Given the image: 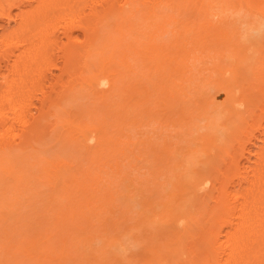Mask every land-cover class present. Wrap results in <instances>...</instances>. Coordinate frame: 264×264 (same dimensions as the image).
<instances>
[{
  "label": "bare ground",
  "instance_id": "bare-ground-1",
  "mask_svg": "<svg viewBox=\"0 0 264 264\" xmlns=\"http://www.w3.org/2000/svg\"><path fill=\"white\" fill-rule=\"evenodd\" d=\"M15 15L0 33V264L109 263L76 245L92 240L86 233L96 225L112 255L120 233L138 224L127 222L130 203H118L112 176L124 179L135 160L157 178L170 156L191 153L171 143L214 103L211 89L214 98L224 91L229 128L203 138L194 186L175 182L172 166L175 184L201 196L188 219L181 207L184 220L170 212L179 230L164 239L171 224L162 221L167 234L154 246L165 249L161 264H264V33L249 38L264 31V0H0V19ZM232 55L236 64L227 65ZM251 137L261 141L254 158L245 156ZM177 158L187 171L191 160ZM148 178L131 182L147 193L137 197L143 205L156 191Z\"/></svg>",
  "mask_w": 264,
  "mask_h": 264
},
{
  "label": "rangeland",
  "instance_id": "rangeland-1",
  "mask_svg": "<svg viewBox=\"0 0 264 264\" xmlns=\"http://www.w3.org/2000/svg\"><path fill=\"white\" fill-rule=\"evenodd\" d=\"M33 5H35V3L33 4ZM28 8H30L29 6H25V7H23V9H28ZM13 10V13H16V12H18V9L17 8H13L12 9ZM19 19V16L17 15H15V16H13V18L12 19H10V20H7V19H5V18H3V19H0V33L3 31V29L4 28H6V27H8V28H12L14 25H15V21H17ZM245 26H243V28H244ZM245 30V28L242 30V25H241V31H244ZM249 31H251V30H249ZM252 32V31H251ZM258 32V33H257ZM260 32L261 33H259V31H256V30H254L253 31V33H250V32H248V33H250L249 34V38L250 39H252L253 41H256V39L258 40L259 39V35L260 34H262V33H264V31H262V30H260ZM258 34V37H256V35ZM170 34V33H169ZM169 34H167V35H169ZM252 34H255V37L256 38H254L253 39V37H254V35L252 36ZM166 35V36H167ZM252 36V37H251ZM246 43H248V41L246 42ZM259 43V42H258ZM258 45V44H257ZM256 45V46H257ZM234 55H232V58H231V56H227L228 57V59H227V57L225 58V63H228L229 62V64H227V65H233V63H234V61H235V59L236 58H234L233 57ZM229 57H230V60H229ZM236 57V56H235ZM226 59L228 60V61H226ZM232 60V61H231ZM230 62H231V64H230ZM234 64H236V61H235V63ZM58 70H55V72H57ZM210 94L212 95V99H214V103L213 104H211L210 106H209V108H208V110H207V112H205V113H199V114H197V117H195V119H193V121H191L190 123H191V125H190V132L189 133H187V134H183V135H181L182 136V138L183 139H185V140H183L182 138H181V141L178 143V144H175L174 143V140H172V143H171V147H175L176 145H181V146H178V149L181 147V148H183L186 144H189L190 145V147L188 146H186V147H184V148H187V150H188V148H191L190 150H191V153H189L188 154V151H187V156L185 155V154H183V156H179V154L181 155V153L182 152H178V153H176V154H178V155H172L173 157H171L170 155V159H171V161L173 160L174 161V158H176L177 156L178 157H181V159L180 158H177V159H175V161L176 160H178V159H180V160H182V164H189L190 162V160H191V162L192 163H190L189 164V168H187V171H185V172H187V173H185L184 172V170H185V168H186V166H185V168L183 167V170H181L179 167L177 168L176 166H175V164H176V162H173L172 161V163H171V161L170 162H168V164L166 165V169L164 168V169H160L161 170V174L160 175H158V176H161V177H159L158 178V176H157V178L154 176V172H153V175H152V173L150 174L148 171H147V167H145V166H142V162H139L138 164H136L135 165V160L133 161V162H131L130 164H129V167L127 168V169H125V171H126V175H125V177H124V179H118V177H119V175L118 174H115L114 176H112L113 177V180H114V182H116V181H118L119 182V185L116 187V188H113L114 189V191H116V193H115V195H117V196H120L119 197V199L117 198V201H118V203H119V201L121 202V201H125V202H129L130 204V206H129V208L126 210V214H128L126 217H128L129 215H130V217L128 218V221L127 222H130V224H133V225H135L136 224V222L138 223V224H136V227H134V229L132 230H128V231H122L121 233H120V236L118 237L119 239L118 240H116L117 242V244H112V245H110L111 246V251H113L112 253V255L109 253V255L107 254V253H105V251H106V249L108 248V245H107V237H108V234L107 233H105V232H103V231H101V230H99V229H97V226L95 225L94 227H93V229L91 230V231H89L88 233H86V236H88V235H91L92 233L94 234H92L93 235V239L92 240H84L82 243L80 242L79 244H77L76 246H79V247H77L78 248V250H77V252H88V254L90 255V253L89 252H93V253H95V254H99V256H101V254L102 255H104L106 258H104V261H108V259L109 260H111V258H112V260L108 263V262H106V264L108 263V264H110V263H113V264H161V262H163L164 260H165V249L163 248V245L162 244H160L159 242L161 241L162 242V240H163V237H164V239H167V238H170V236L172 237L173 236V234H175L176 233V231L177 230H179L178 229V227L174 224L175 222H176V224L177 223H179L180 224V222L182 221H180V219H176V217H179V218H181V219H183L184 220V215H186V218L188 217H190L191 216V214H192V212H194V210L192 211V210H189V209H191L190 207H192L193 205L195 206V204H197V206L196 207H192V209L194 208H198V203H195V198H197L198 196H199V199H200V196L201 195H197L195 198H193L194 200H192V197H194V193H192V191H191V189L190 188H188V189H186L187 187L185 186H183L185 189L183 190V187H180V185H182V184H186L188 187H192V186H194V181H195V176H193V175H196L197 176V174H199V170H201L202 171V169H199V168H202V165H203V161H202V165H199V163L198 162H200L201 160H205V150H203V149H205L204 148V143H207V140H208V137H211L210 136V134L213 136V135H220V134H223L222 132H225V130H227V128H229V121H228V117L230 116V115H227V114H230V111H232V110H230V109H228L227 110V112L225 113L224 111H225V108L224 107H227L228 106V104L225 102L226 101V99L224 98V91H222L220 94H217V96L214 98V90L213 89H211L210 90ZM224 109V110H223ZM227 109V108H226ZM225 114H226V116H228L227 118V120L225 119ZM232 116V115H231ZM235 120V117H233L232 118V120ZM228 121V122H227ZM238 121V120H237ZM227 122V123H226ZM189 123V124H190ZM226 123V124H225ZM228 125V127H226L225 125ZM189 126V125H188ZM223 126H225V127H223ZM179 131H180V129H178ZM189 130V129H188ZM176 131H177V128H174V130H172V133L173 134H175L176 133ZM142 133H144V131H141V134ZM152 133L153 132H151V133H149V135H152ZM154 134V133H153ZM209 135V136H208ZM254 135L255 136H258L259 135V133H258V131H255L254 132ZM208 136V137H207ZM217 136V137H218ZM221 136V135H220ZM203 138H207V140L205 139V140H203ZM214 138V137H213ZM216 138V137H215ZM219 138V137H218ZM173 139H175V141L176 140H178L179 139V136L178 135H176L175 134V137L173 138ZM205 141V142H204ZM239 141L240 140H238V141H233V145L232 146H230L229 148H230V151L233 149V148H235L234 149V151L237 149V147H238V145H239ZM202 142V143H201ZM204 142V143H203ZM184 144V145H183ZM259 144H261V141H259V138H254V137H251L250 138V140L249 141H246L245 142V148H246V152H245V156L246 155H249V151H251L252 153H251V158H254V155L256 154V152H257V149H258V145ZM180 148V149H181ZM183 148V150H186V149H184ZM182 150V151H183ZM247 150H249V151H247ZM184 152V151H183ZM190 152V151H189ZM192 154V156H190ZM186 156V157H185ZM188 156H190V157H188ZM245 156H243V157H241V159H240V161H241V163L242 164H246L247 163V160L245 159ZM182 157H185V158H182ZM187 158V160L185 161L184 159H186ZM191 158V159H190ZM189 160V161H188ZM193 160V161H192ZM188 161V162H187ZM196 161H198L197 163H193V162H196ZM173 163H175V164H173ZM134 164V165H133ZM197 165H199V166H197ZM172 166L173 167H175L174 169L172 168ZM192 167V169H191V167ZM197 166V167H196ZM199 167V168H198ZM198 168V169H197ZM175 170L174 172H173V170ZM179 169H180V171H179ZM196 169H197V171H198V173L196 172ZM152 170V169H151ZM160 170H158V171H160ZM163 170V171H162ZM164 170H166V171H164ZM167 170H169L168 172H167ZM188 170H190L189 172L190 173H188ZM194 170H195V172H196V174L195 173H193L194 172ZM153 171H154V169H153ZM184 172V177H186L185 178V180H184V177H182V175L180 174H178V172ZM163 172V173H162ZM167 172V173H166ZM171 173L172 172V177L170 176L171 174H168V173ZM166 173V174H165ZM173 173L174 174H176L175 176H177V178H180L181 179V181L179 180V179H177L174 175H173ZM190 174V175H189ZM138 175H142V177H145V176H148V177H150V178H148L149 179V183H148V185H150V186H155L156 185V191L158 190L159 192V194L155 191V192H153V199H151L152 197H151V195L149 196V197H151L149 200H151V201H154V202H151V201H147V202H144V205H143V203H142V201L146 198V195H147V193L144 191V193H139V194H137V191L135 190V188H137V187H135V184H131V182H136L135 181V176L137 177ZM150 175H152V176H150ZM190 177V178H192V177H194V178H192L193 179V181H192V179H190L188 176ZM182 178H181V177ZM152 177V178H151ZM156 178V180H155V178ZM132 178V179H131ZM174 178H176V181L175 182H180V183H178V184H175V182H174ZM151 179H153L152 180V183L150 182L151 181ZM159 179V180H158ZM170 179L171 180H173V181H171L170 182ZM186 179H187V181H186ZM188 179H189V181H188ZM156 181V184L154 183V185H153V182H155ZM185 181V183H184V181ZM159 181H161V183L159 182ZM165 181V182H164ZM159 182V185L157 184ZM191 182H192V184H191ZM190 183V184H189ZM172 186H171V185ZM180 184V185H179ZM131 185L132 186H134V187H131ZM158 185V186H157ZM162 185V186H161ZM165 185H167V186H165ZM174 185L176 186V187H180V189L182 190L181 192L182 193H180V194H178V192H180V189L179 188H176V187H174ZM192 185V186H191ZM162 187V189H163V186H165L164 187V190H160L161 188H159V187ZM159 189H158V188ZM172 187L175 189V193H176V195H177V197L179 198L178 199V201L179 200H181V202H178V201H176L177 200V197L175 196L174 197V195H173V199H174V201L173 200H171L172 198H171V196H172V192L173 191H171V190H173L172 189ZM171 188V189H170ZM130 189V190H129ZM132 189H134L135 190V192H134V190H133V192H134V194H133V192L131 191ZM169 190V192H171V193H169V194H167L168 191ZM177 190H179L178 192H177ZM189 190V191H188ZM129 191V192H128ZM183 191H184V193H183ZM187 191V192H186ZM161 192H163V194H167V195H165V197H163L164 195L161 193ZM166 192V193H165ZM190 192V193H189ZM138 195H136V194ZM157 193V194H156ZM119 194V195H118ZM132 194V195H131ZM162 195V197L163 198H160L161 197V195ZM185 195V197H184V195ZM186 194H187V196H186ZM188 194H189V196H188ZM190 194H191V196H190ZM133 195H136V196H133ZM142 195V196H141ZM158 195V196H157ZM168 195L170 196V200H169V203H168V199H167V205H165V202H166V199L165 198H169L168 197ZM144 197L145 196V198H143L142 199V201H140V199L141 198H137V197ZM160 196V197H159ZM181 198H180V197ZM148 197V196H147ZM154 197H158V198H160V199H158V200H156V199H154ZM191 197V198H190ZM176 198V199H175ZM184 198V199H183ZM189 198V199H188ZM165 200V202L163 201V200ZM187 199V200H186ZM192 200V202H191V200ZM160 200V202H162L163 203V206H165V207H162V203H160V202H158ZM183 200V201H182ZM184 200H186V201H184ZM173 201V202H172ZM193 201H194V203H193ZM141 202V203H140ZM184 202H185V204H187V205H185L184 204ZM197 202V201H196ZM153 203V204H152ZM157 203H159V204H157ZM170 203H172V205L170 204ZM181 203H182V205H181ZM191 203H192V205H191ZM146 204H151L149 207L148 206H146ZM157 206H156V205ZM178 204H180V205H178ZM153 205H154V207L156 208L155 209V211H154V214H156L158 217H160V218H162L161 220H159V218L157 219V218H155V216L156 215H154L153 214V210H154V208H153ZM159 205H161V206H159ZM168 205H170V206H168ZM176 205V206H175ZM189 205V206H188ZM120 206H121V204H120ZM144 206V207H143ZM146 206V207H145ZM167 206H168V208L171 210V211H169L168 212V208H167ZM172 206H174V207H172ZM131 207V208H130ZM159 207V208H158ZM171 207V208H170ZM181 207V209H182V212L184 213L183 214V216H182V212H181V210H179V209H177V208H180ZM145 208H146V210H145ZM150 208V209H149ZM164 209V211H163V209ZM176 208V209H175ZM184 208L186 209V211L184 210ZM168 209V210H167ZM150 212V210H151V213L150 214H152V215H150L149 214V212ZM174 210V211H173ZM176 210H177V212H178V210H179V212H178V214H177V212H176ZM190 212H189V211ZM144 211V212H143ZM158 213H157V212ZM185 211V212H184ZM164 212V213H163ZM170 212H172L171 214L173 215V216H176V217H171L172 215L170 214ZM181 212V213H180ZM187 212H189V214H188V216H187ZM146 213H148V214H146ZM162 213H163V215H162ZM165 213L167 214V213H169V216H167V215H165ZM175 213H176V215H175ZM179 213H180V215H179ZM125 214V215H126ZM146 216H145V215ZM145 216V217H139V216ZM148 215H150V216H148ZM171 215V216H170ZM165 216V217H164ZM167 216V217H166ZM141 218V219H139V218ZM148 217V218H147ZM151 217H153V218H151ZM183 217V218H182ZM131 218V219H130ZM151 218V220H153V221H155V222H152V221H150L149 219ZM154 218H155V220H154ZM163 218H166V219H164L163 220ZM168 218H170V220L168 221V223H170L172 220V218L174 219V221L175 222H173V224H171V225H169L168 223H167V220H168ZM185 218V219H186ZM187 218V219H188ZM144 219L145 220H147L148 219V221L147 222H145L144 221ZM176 219V220H175ZM135 220H137V221H135ZM139 220V221H138ZM140 220H142V221H140ZM177 220H179V221H177ZM135 221V222H134ZM162 221H163V223H166V225L168 224V226H170V227H168V232H167V227L166 226H163L162 225ZM165 221V222H164ZM145 222V223H144ZM157 222L159 223V224H161L160 226H161V228H162V226H163V228L162 229H166V230H164L165 232H163V230H162V232H160L161 230H160V226L157 228V225H159V224H157ZM161 222V223H160ZM143 224V226H142V224ZM147 223V224H146ZM150 223H152V224H154V225H151ZM129 224V223H128ZM150 226H152L151 227V229H150V227H149V225ZM157 224V225H156ZM138 225V226H137ZM141 225V226H140ZM165 225V224H164ZM178 225V224H177ZM181 225V224H180ZM175 226V227H174ZM140 227H142V228H140ZM144 227V228H143ZM147 227V228H146ZM148 227H149V230H148ZM155 227L159 230V231H157L156 229H155ZM174 227V228H173ZM181 226H179V228H180ZM99 228V227H98ZM139 228V229H138ZM153 228V229H152ZM138 229V230H137ZM175 229V230H174ZM139 230H141L140 232H139ZM146 230V231H145ZM150 230L152 231L151 232V234H149L150 233ZM174 230V231H173ZM94 231V232H93ZM154 231L156 232V233H154ZM171 231H173V232H171ZM49 233L51 232V230L50 231H48ZM129 232V233H128ZM133 234H132V233ZM147 232H149L148 233V236H147ZM157 232H159L158 233V237H159V235L160 236H162L163 235V233L165 234L166 232L167 233H169V234H167V236L166 235H163V237H159V239H158V237H156L157 236ZM128 233V234H127ZM131 233V234H130ZM144 233V234H143ZM171 233H173L172 235H170ZM11 234H13V232H11ZM14 234L16 235V232H14ZM11 235L10 237H12V236H14V237H12V238H10V239H12V240H17V238H19V237H15V235ZM88 234V235H87ZM141 235H143V236H141ZM150 235V236H149ZM153 235H154V237H153ZM156 235V236H155ZM170 235V236H169ZM20 236V235H19ZM84 235H82V237H83ZM145 236V237H144ZM152 236V237H151ZM169 236V237H168ZM89 237V236H88ZM140 237H142V238H140ZM144 237V238H143ZM147 238H149L148 240H150V241H152L151 243H154V240H155V242L157 241V240H159V244L160 245H156V246H154L155 245V243L153 244V246L151 245V243H150V241L148 242L147 241ZM156 238V239H155ZM143 239H145V241L146 242H148V243H145V241L143 240ZM161 239V240H160ZM120 240V241H119ZM86 241H89L88 243L86 242ZM119 242V243H118ZM83 243H85V244H83ZM115 243V242H114ZM149 243H150V245H149ZM82 244V245H81ZM70 245V244H69ZM75 246V244H72L71 245V247L73 248L74 246ZM145 245H147L146 246V248H145ZM76 246H75V248H76ZM150 246V247H149ZM161 246V247H160ZM71 247H70V249H71ZM149 247V248H148ZM156 247H158V248H156ZM161 249H160V248ZM72 249L73 250V252L71 253L72 255L74 254H76V249ZM110 249V248H109ZM146 249V250H145ZM158 249H159V251H158ZM147 250H149V251H147ZM152 250L154 251V252H156V251H158V254H157V252H156V254L154 253V254H152L153 252H152ZM156 250V251H155ZM160 250H161V253H160ZM145 252V253H144ZM147 252H148V254H147ZM150 252V253H149ZM164 254H163V253ZM115 253V254H114ZM111 255V256H110ZM152 255V256H151ZM153 255H155V256H153ZM156 255H158V256H156ZM113 256H115L114 258L115 259H113ZM155 259H154V258ZM157 258V259H156ZM160 259L162 260V259H164V260H162V261H160ZM121 260V261H120ZM115 261V262H114ZM125 261V262H124ZM123 262V263H122ZM104 263V262H103ZM173 264H181V263H178L177 262V260L173 263Z\"/></svg>",
  "mask_w": 264,
  "mask_h": 264
}]
</instances>
